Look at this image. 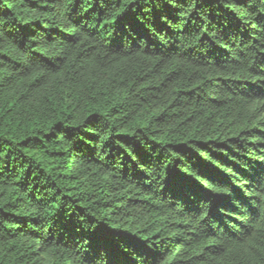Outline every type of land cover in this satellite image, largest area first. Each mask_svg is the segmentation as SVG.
Returning a JSON list of instances; mask_svg holds the SVG:
<instances>
[{
  "label": "trees",
  "instance_id": "obj_1",
  "mask_svg": "<svg viewBox=\"0 0 264 264\" xmlns=\"http://www.w3.org/2000/svg\"><path fill=\"white\" fill-rule=\"evenodd\" d=\"M0 264H264V0H0Z\"/></svg>",
  "mask_w": 264,
  "mask_h": 264
}]
</instances>
